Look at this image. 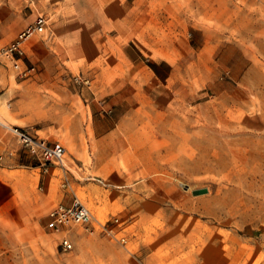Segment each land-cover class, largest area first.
I'll use <instances>...</instances> for the list:
<instances>
[{
    "label": "rangeland",
    "instance_id": "rangeland-1",
    "mask_svg": "<svg viewBox=\"0 0 264 264\" xmlns=\"http://www.w3.org/2000/svg\"><path fill=\"white\" fill-rule=\"evenodd\" d=\"M39 11L34 71L0 60V264H264V0H8L0 46Z\"/></svg>",
    "mask_w": 264,
    "mask_h": 264
},
{
    "label": "built area",
    "instance_id": "built-area-1",
    "mask_svg": "<svg viewBox=\"0 0 264 264\" xmlns=\"http://www.w3.org/2000/svg\"><path fill=\"white\" fill-rule=\"evenodd\" d=\"M8 0H0V3ZM49 16L43 12L35 15L34 19L19 30L15 36L6 44L0 46V60L9 64L19 75H27L34 71L33 64L25 65L22 61L25 42L34 35L42 34L49 26ZM26 150L38 156L43 163L53 162L61 163L63 160L64 146L58 142H49L45 138L27 133L17 126L3 124ZM45 168L44 170H46ZM93 214L90 208L82 202L76 195L70 202H57L46 214V227L50 231L60 234L59 245L63 250L72 248V241L69 238L68 231L72 225L79 224L86 229H94ZM116 221V218L114 219ZM97 226L102 229H109L106 222L96 221Z\"/></svg>",
    "mask_w": 264,
    "mask_h": 264
},
{
    "label": "bare ground",
    "instance_id": "bare-ground-1",
    "mask_svg": "<svg viewBox=\"0 0 264 264\" xmlns=\"http://www.w3.org/2000/svg\"><path fill=\"white\" fill-rule=\"evenodd\" d=\"M62 162H63V164H65L64 158H63Z\"/></svg>",
    "mask_w": 264,
    "mask_h": 264
},
{
    "label": "crops",
    "instance_id": "crops-1",
    "mask_svg": "<svg viewBox=\"0 0 264 264\" xmlns=\"http://www.w3.org/2000/svg\"><path fill=\"white\" fill-rule=\"evenodd\" d=\"M39 12H42V11H39ZM39 12H37V13H39ZM37 13H36V14H37ZM43 13H44V12H43ZM36 14H35V15H36ZM34 17H35V16H34Z\"/></svg>",
    "mask_w": 264,
    "mask_h": 264
},
{
    "label": "water",
    "instance_id": "water-1",
    "mask_svg": "<svg viewBox=\"0 0 264 264\" xmlns=\"http://www.w3.org/2000/svg\"><path fill=\"white\" fill-rule=\"evenodd\" d=\"M198 192H202V190H199Z\"/></svg>",
    "mask_w": 264,
    "mask_h": 264
}]
</instances>
